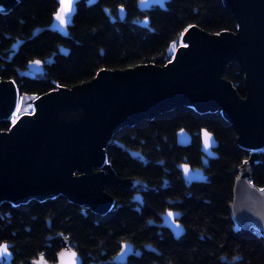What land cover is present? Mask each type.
Instances as JSON below:
<instances>
[{
	"label": "trees",
	"instance_id": "16d2710c",
	"mask_svg": "<svg viewBox=\"0 0 264 264\" xmlns=\"http://www.w3.org/2000/svg\"><path fill=\"white\" fill-rule=\"evenodd\" d=\"M137 2L81 4L65 36L45 31L34 38L35 30L51 25L57 1L17 0L11 11L0 13V79L14 82L20 96L40 97L57 88L87 83L100 71L164 67L189 25L210 35L236 33L235 17L222 0H168L165 10L153 8L147 13L138 11ZM121 11L125 12L123 21ZM144 20L145 27H140ZM19 41L23 45L10 59V48ZM59 47L68 55H60ZM50 59L53 62L44 72L51 84L19 77L30 62ZM223 78L245 97L244 74L238 63H230ZM12 125V117L0 121V132ZM204 130L218 143L215 159L201 153ZM180 131L192 138L187 148L176 144ZM129 152L143 162L131 158ZM250 155L239 146L235 128L221 113L175 109L121 129L106 149V163L116 179L142 182L146 189L106 186L114 205L105 215L63 197L22 206L3 203L0 244L13 247L12 264H29L40 255L54 263L62 250L61 240L70 243L83 264H111L123 244L139 252V257H130L126 264H264L263 238L238 228L230 212L238 170ZM182 164L203 170L204 180L187 187L178 171ZM251 183L264 189V153L253 166ZM168 211L180 217L184 233L178 238L158 228Z\"/></svg>",
	"mask_w": 264,
	"mask_h": 264
},
{
	"label": "water",
	"instance_id": "95a60500",
	"mask_svg": "<svg viewBox=\"0 0 264 264\" xmlns=\"http://www.w3.org/2000/svg\"><path fill=\"white\" fill-rule=\"evenodd\" d=\"M82 1L74 0L63 27L53 16L51 25L35 30L33 37L45 31L65 36ZM222 1L235 17L236 33L210 35L192 27L181 38L172 62L164 67L142 65L122 71H100L87 83L72 89L57 88L40 99L20 96L13 82L0 79V121L17 114L16 123L7 132H0V205L22 206L63 197L94 214H107L114 202L105 192L106 186L147 188L142 182L118 181L107 165L106 149L114 135L175 109L192 108L201 114L221 113L235 128L239 146L251 152L248 164L238 170L230 212L238 228L250 230L264 241V192L251 183L253 166L259 154L264 153V0ZM98 2L87 0V6ZM167 2L139 0L137 8L140 12L165 10ZM16 3L17 0H0V13H8ZM57 3L59 9V0ZM120 19H125L124 11ZM145 22L138 25L145 27ZM185 43L187 47L183 46ZM22 45L19 41L11 46L10 59ZM58 50L60 55H68L64 48ZM52 62H30L19 77L51 84L44 68ZM234 62L244 74V98L223 78L224 69ZM17 103L22 111H16ZM210 137L205 150L202 131L201 153L215 159L218 143ZM191 141L185 131L176 135L178 147L187 148ZM129 154L143 162L139 155ZM182 165L178 171L187 187L204 180L203 170L188 166L185 175ZM161 219L158 228L169 230L174 238L183 235L178 214L173 218L166 214ZM7 245L10 256L0 257V264L13 261V247ZM145 250L153 252L150 247ZM62 251H74L67 240H62ZM58 254L54 263L40 255L29 264L41 256L46 264H60ZM130 257H139V252L127 245L111 264H126ZM76 264H83L78 254Z\"/></svg>",
	"mask_w": 264,
	"mask_h": 264
},
{
	"label": "snow or ice",
	"instance_id": "6c2138e0",
	"mask_svg": "<svg viewBox=\"0 0 264 264\" xmlns=\"http://www.w3.org/2000/svg\"><path fill=\"white\" fill-rule=\"evenodd\" d=\"M60 3V8L54 13V19L63 27L66 24V17L68 16V14L72 11V6L74 3V0H59ZM123 10V9H121ZM3 11V8H0V12ZM107 11V9L105 10ZM147 23V21H146ZM192 27H194L193 25H189L187 28L184 29V32L181 33V36L183 37L185 33H187L189 31V29H191ZM184 47H187V44L185 43L183 45ZM172 61L170 60L169 63H171ZM32 63L34 64H40L39 60L33 61ZM14 83V82H13ZM57 87H59V85H57ZM21 101L24 100L23 97L20 98ZM36 99H40L39 96L36 97ZM16 107V111H22L23 109L20 106V103H17L15 105ZM13 124L16 123V119H15V113H13ZM203 136H204V148L205 150H207L209 148L210 142H211V137L210 134L204 130L203 131ZM243 164H248V161L245 160L243 161ZM183 170H184V174L187 175L189 172V167L188 165H182ZM237 179H239V177H237ZM261 192H264V189H260ZM167 216L169 218H173L174 214L172 211H168ZM127 247L126 244H123L121 246V252H123L125 250V248ZM59 259H60V264H76V257L77 254L74 251H68V252H60L59 254ZM10 253L8 251V245L7 244H0V257H9ZM33 264H46V262L43 260V256H41V259L39 261H33Z\"/></svg>",
	"mask_w": 264,
	"mask_h": 264
},
{
	"label": "flooded vegetation",
	"instance_id": "af4514ba",
	"mask_svg": "<svg viewBox=\"0 0 264 264\" xmlns=\"http://www.w3.org/2000/svg\"><path fill=\"white\" fill-rule=\"evenodd\" d=\"M57 1V0H56ZM138 2H139V0H138ZM138 2H137V5H138ZM81 4H83V5H85L86 7H88L87 6V0H83L80 4H78L77 5V10H78V7H79V5H81ZM98 4V3H97ZM57 5H58V3H57ZM59 6V5H58ZM138 9V8H137ZM153 9V8H152ZM151 10V9H150ZM139 11V10H138ZM149 11V10H148ZM148 11H146V12H141V13H147ZM140 12V11H139ZM77 14V13H76ZM142 188V187H141ZM144 189V188H143ZM146 189V188H145ZM61 242H62V240H61ZM4 244H6V243H4ZM61 245H62V243H61ZM11 253H12V255H13V251H12V249H11ZM13 261H14V256H13ZM13 261L11 262V264L13 263Z\"/></svg>",
	"mask_w": 264,
	"mask_h": 264
},
{
	"label": "rangeland",
	"instance_id": "374dc122",
	"mask_svg": "<svg viewBox=\"0 0 264 264\" xmlns=\"http://www.w3.org/2000/svg\"><path fill=\"white\" fill-rule=\"evenodd\" d=\"M180 45V42H179V44H178V46ZM178 46H176V47H174L173 48V53L175 52V50H176V48L178 47ZM173 55V54H172ZM14 117L12 116V119H13ZM15 119L17 120V114H16V112H15Z\"/></svg>",
	"mask_w": 264,
	"mask_h": 264
}]
</instances>
